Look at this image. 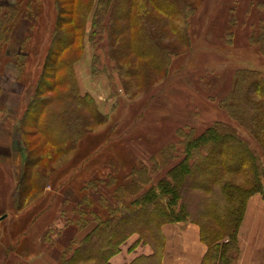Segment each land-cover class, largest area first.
<instances>
[{"label":"rangeland","instance_id":"374dc122","mask_svg":"<svg viewBox=\"0 0 264 264\" xmlns=\"http://www.w3.org/2000/svg\"><path fill=\"white\" fill-rule=\"evenodd\" d=\"M144 1L150 18H164L150 0ZM261 1L182 0L181 17L170 20L180 24L184 36L178 38L166 31L162 43L167 50H162L159 67L148 64L147 57L118 50L115 39L110 45L104 30L91 39L94 2L84 22L80 56L73 61L72 50L64 57L71 58L76 88L92 101V112L98 113L102 122H96L89 109L73 100L60 102L56 108L71 115L73 136L66 141L67 149H53L52 155L40 158L37 165L29 161L38 156L31 142L44 138L32 128L39 114L32 111L23 133L19 118L37 80L33 68L43 59L38 62L45 53L56 9L51 0H44L39 19L37 13L28 18L19 6L0 55V222L3 246L11 251L6 264H68L74 250L68 248L96 224L91 211L89 222L76 221L79 209L88 211L89 206L96 211L105 206V200L112 201L109 186L113 175L120 176L136 165L146 170L155 184L183 156L188 135H198L216 121L237 125L222 100H226L239 68L256 70L264 77V54L249 40L264 25V9L257 5ZM135 10L133 6L131 12L135 14ZM129 32L124 37H133ZM28 34L19 69L14 61ZM26 132L30 134L28 156L24 152ZM242 135L248 136L243 129ZM171 144L176 151L166 153ZM48 145L45 141L43 147L50 150ZM30 171L39 176L38 182L37 177L33 179L37 186L27 180ZM136 176L142 179V171ZM196 220L199 235L201 228L209 239L216 227L206 228Z\"/></svg>","mask_w":264,"mask_h":264},{"label":"trees","instance_id":"16d2710c","mask_svg":"<svg viewBox=\"0 0 264 264\" xmlns=\"http://www.w3.org/2000/svg\"><path fill=\"white\" fill-rule=\"evenodd\" d=\"M2 1L0 55L2 44L10 35L12 18L16 19L21 10L19 6L28 18L37 13L41 19L45 4L44 0H16L13 4ZM51 2L56 9V17L48 32L46 47L43 43L41 45L45 47V53L38 58V62L43 59L33 68L34 76L38 74V77L19 118V123L23 124V133V126L26 119L31 118L32 111L37 113L36 116L39 114L37 118L34 117L32 128L38 130L46 140L43 137L40 141L34 138L33 144L31 142L33 153L38 155L29 161L33 165H37L40 158L52 155L53 149L60 152L68 148L66 141L73 136L74 130L69 123L71 115L56 108L60 102L69 103L73 100L89 109L96 122H102L101 116L92 112V101L86 95H81L76 88L69 64L71 58L64 57L66 52L72 50L73 61L80 56L79 52L83 50L84 22L94 2L91 39L95 40L99 32L104 30L110 37V45L115 39L118 50L147 57L148 64L152 66H160L162 50H167L162 43L166 31L169 30L178 38L184 36L180 24L170 20L181 17L184 7L182 0H150L154 8L162 11L163 19L150 18L144 0ZM257 5L264 9V1ZM133 6L135 14L131 12ZM126 31H130L135 39L124 37ZM36 34L34 32L33 35ZM28 40L29 34L22 39L17 54L19 58L14 61L19 69L24 63L23 50ZM249 40L258 44L264 54V25L262 31L252 33ZM37 67L40 69L38 73ZM26 68L29 73L30 66ZM234 76L233 86L222 102L228 108L230 119L237 125L216 121L200 134L188 135L182 150L183 156L155 184L151 183L146 170L136 165L127 167L120 176L113 175L109 186L112 201L105 200L103 209L96 211L90 210L89 206L88 211L83 210L86 208L79 209L80 216L76 221L84 219L89 222L87 215L91 211L90 217L95 216L96 224L82 239L74 241L73 247L68 248L74 249L67 259L68 264H111L110 258L120 251V245L134 233L138 239L131 247L141 241L149 244L153 251L150 255L136 257L129 264H160L164 245L161 226L174 221L188 220L196 223V218L206 228H211V225L212 228L216 227L209 239L200 228L201 239L207 245L202 264H234L239 252L238 228L247 200L255 193L264 199V77L256 70L244 68L236 70ZM242 129L248 136L242 135ZM29 135V132L24 133L27 136L24 141L25 155L31 150ZM45 141L50 144V150L43 147ZM170 150L176 151L175 146L171 144L165 152ZM141 171L144 180L136 176ZM27 176L28 182L37 186V172H27ZM35 177L36 181L33 180ZM82 225L79 224V227Z\"/></svg>","mask_w":264,"mask_h":264},{"label":"crops","instance_id":"0c3cea01","mask_svg":"<svg viewBox=\"0 0 264 264\" xmlns=\"http://www.w3.org/2000/svg\"><path fill=\"white\" fill-rule=\"evenodd\" d=\"M1 221V220H0ZM0 222V264L11 258V251L2 243ZM164 245L160 264H202L207 245L202 242L199 227L192 221H174L161 226ZM132 234L120 246V251L110 258L111 264H129L140 255H150L152 247ZM239 252L234 264H264V199L252 194L246 203L244 215L237 233ZM38 256H41L38 255ZM3 262V263H2Z\"/></svg>","mask_w":264,"mask_h":264}]
</instances>
